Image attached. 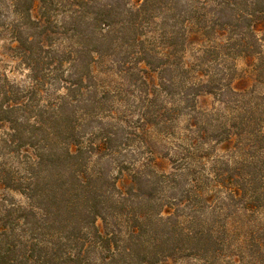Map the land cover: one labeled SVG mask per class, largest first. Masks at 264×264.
<instances>
[{
	"label": "trees",
	"instance_id": "16d2710c",
	"mask_svg": "<svg viewBox=\"0 0 264 264\" xmlns=\"http://www.w3.org/2000/svg\"><path fill=\"white\" fill-rule=\"evenodd\" d=\"M11 6L1 26L32 84L0 73V190L24 198L0 194V264H264V0ZM241 57L255 79L238 89ZM107 58L144 88L140 129L160 126L184 143L174 171L148 157L127 190L121 165L110 171L119 152L110 129L85 134L92 115L111 117L96 75ZM49 85L65 91L45 100ZM158 88L169 105L150 110ZM203 93L223 109H200ZM110 212L125 238L96 224Z\"/></svg>",
	"mask_w": 264,
	"mask_h": 264
},
{
	"label": "rangeland",
	"instance_id": "374dc122",
	"mask_svg": "<svg viewBox=\"0 0 264 264\" xmlns=\"http://www.w3.org/2000/svg\"><path fill=\"white\" fill-rule=\"evenodd\" d=\"M131 1L136 3L141 0ZM11 9V0H0V73L5 74L10 81L16 84L29 87L32 84L30 70L15 53L12 46L14 43L10 39L8 30H6V27L1 26L5 21H10L13 18ZM262 43L264 50V41ZM251 62V58L246 57H241L237 60V74L233 85L238 89L249 87L253 79H255L251 71ZM96 71V75L102 80V83L108 85L103 106L104 109H110L108 113H111V117L92 115L86 121V123L90 124V127L87 126L85 134L100 133L109 129L112 132L111 137L116 139L114 142L118 146L117 150L119 152L113 155L112 159H109V165L110 171L114 174L118 171V164L123 169L124 177L119 181V186L127 190V183L132 182V176L136 169L141 167L142 162H146L148 157L154 159L153 168L158 172L174 171L172 161L178 159L183 153L182 147L184 143L181 138L167 135L160 126L149 125L145 126L147 130L140 129L143 125L140 115L144 111V105L146 104L144 97L141 98V96H145L142 90L144 88L138 86V83L136 85V77L128 73H119L108 58L96 64ZM157 82H159V78ZM44 90L47 91L42 96L45 100L53 99L58 93L62 94L65 91L64 89H55L54 86L50 85ZM103 94L102 90L97 92L90 91L86 93V97L95 95L100 97ZM150 99H154V101L148 107L150 110H155L159 106L169 105L170 96L158 88V91H154V94H151ZM197 103L198 107L204 110L223 109L217 101L216 95L212 93L201 94L197 99ZM226 111L228 112V110ZM186 124L187 117L181 118L178 123L180 127L176 130V133H179V135L184 133ZM140 136L147 139L152 149L151 153L139 148L141 146ZM123 143L127 144L124 145ZM181 186L183 185H179V187ZM0 194L5 195L8 201L24 200L23 196L16 192L0 190ZM121 219L113 212H110L105 218H98L96 224L102 231L107 233L116 232L115 234L121 235L123 239L126 237V228L124 221H122L123 219ZM189 261V263L194 262L192 260Z\"/></svg>",
	"mask_w": 264,
	"mask_h": 264
}]
</instances>
